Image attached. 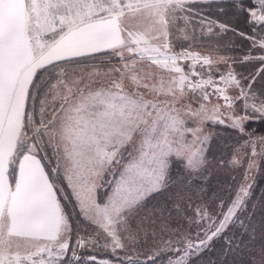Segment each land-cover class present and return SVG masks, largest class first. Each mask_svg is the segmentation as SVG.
Returning a JSON list of instances; mask_svg holds the SVG:
<instances>
[{"label": "snow or ice", "instance_id": "1", "mask_svg": "<svg viewBox=\"0 0 264 264\" xmlns=\"http://www.w3.org/2000/svg\"><path fill=\"white\" fill-rule=\"evenodd\" d=\"M213 4L243 13L251 34L192 7ZM197 29L232 32L248 53L190 51ZM252 61L254 74L233 67ZM145 62L171 74L167 86L145 82ZM185 99L198 106L177 107ZM253 119L264 121V0H0V264H192L217 240L225 255H255L241 217L253 183L208 193L203 132L211 122L247 136L251 170L264 159ZM174 162L184 175L170 182ZM252 264H264V233Z\"/></svg>", "mask_w": 264, "mask_h": 264}, {"label": "trees", "instance_id": "2", "mask_svg": "<svg viewBox=\"0 0 264 264\" xmlns=\"http://www.w3.org/2000/svg\"><path fill=\"white\" fill-rule=\"evenodd\" d=\"M195 8H204L205 15H211L220 21H228L234 27L241 31H246L251 34V29L246 23V18L243 13H238L234 8L228 4L224 5H192ZM218 7L225 9L224 13L217 12ZM210 9V10H209ZM181 27L183 24L181 22ZM188 41H184L187 48L193 52H199L201 55H212V56H232L237 59H242L248 53L250 43L243 40L241 37L229 32L222 37H211L207 33L201 34L199 29L193 34L191 30L188 31ZM193 35L195 38L193 39ZM182 38V37H181ZM184 45V44H183ZM217 45L220 46L219 50ZM179 47V46H177ZM193 47V48H192ZM175 51L177 49H174ZM253 55H259L258 52H254ZM185 63V62H184ZM188 64V61H186ZM185 63V64H186ZM186 64V65H187ZM221 70L224 66L219 65ZM233 67L237 72H244L245 75L249 73H256L261 67L258 61L245 62L244 64H235ZM260 77H257L256 87H259ZM230 94H234V91L230 89ZM246 131L252 133L254 136H264V121L253 119L246 125ZM210 129V135L212 139L210 146L213 150L208 147V164L207 171L204 175L208 178L207 188L210 194L213 190L220 189L222 194L225 196L234 193L237 186L243 181L245 174L249 176V182L253 183L252 195L248 200L247 210L241 214L244 219L249 232H253L256 235L255 241V255L250 253L247 248L237 249L233 248V251L224 253V243L222 240L214 242L213 247L210 250L203 252L198 258H195L192 264H252L254 259H258V252L260 246V237L264 233V159L259 157L256 158L258 167H254L251 170L248 169V156L244 155L245 152L249 151L246 148H241L240 145L247 139V136H242L238 130L233 129L226 125H213L212 123L208 126ZM239 149V151H237ZM237 156L241 160V166L243 169H237L231 176L226 175L219 176L218 170L222 164H226L228 161L231 163L233 156ZM247 159V166H246ZM172 165L170 171V182L176 181L179 177L184 175L183 165L176 164ZM239 165V166H240ZM237 166V168H239ZM174 188L169 189L173 191ZM100 192H104L105 188H101ZM166 193L154 196L150 201V205H159L165 199ZM71 205H69V208ZM175 221L173 222V226ZM234 234L237 238H241L242 229L238 226H233L230 229L229 235ZM245 243L248 242V234L245 233L242 237ZM100 253H103L102 251ZM104 254V253H103ZM122 255V253H120Z\"/></svg>", "mask_w": 264, "mask_h": 264}, {"label": "rangeland", "instance_id": "3", "mask_svg": "<svg viewBox=\"0 0 264 264\" xmlns=\"http://www.w3.org/2000/svg\"><path fill=\"white\" fill-rule=\"evenodd\" d=\"M177 35H180L181 37H182V35L183 34H177ZM184 44V45H183ZM179 46V45H178ZM182 46L183 47H185V48H187V45H185V43H184V41H183V43H182ZM193 48V47H192ZM175 49H177L176 51H180V46L179 47H176ZM190 50V49H189ZM186 63V61H181V63L182 64H185ZM191 63V61H188V64H190ZM144 64H149V63H147V62H145ZM187 64V63H186ZM185 64V65H186ZM197 68H199V65H197ZM143 72H144V70H143ZM143 74V73H142ZM170 73H169V78H170ZM169 78H168V80H169ZM141 91H144L143 89H141ZM230 91V90H229ZM229 94H230V92H229ZM161 97H163V96H161ZM161 97H159V99H161V100H163L164 98H161ZM192 103L193 104V107H196V106H198L196 103H195V101L194 100H189V99H185L184 101H182L181 102V104H177V107H181L182 106V104H186V103ZM212 103L214 104V103H216V100H215V98H213L212 99ZM220 103H223V101H220ZM209 107H211V105H209ZM238 110H239V108H238ZM211 124V122H208L207 124H205L204 126H203V132L205 133V134H210V129L208 128V126ZM188 127H195V124H193L190 120H189V122H188ZM188 139H191V136H189L188 137ZM211 139H212V136L210 135V140L209 141H211ZM208 147L210 148V150H213L212 148H211V146H210V142H209V144H208ZM209 150V149H208ZM257 162V161H256ZM175 163V162H174ZM176 164H180V162L179 163H176ZM246 166H247V159H246ZM237 169H240V170H242L243 169V166H239V168H237V166H233V164L232 163H230L229 161L226 163V164H222L221 166H220V168H219V170H218V175L219 176H224V177H226V175H228V176H231L232 174H233V172L235 171V170H237ZM85 255H87L88 253H84ZM100 255H104L103 253H99ZM123 255V254H122ZM106 258H109V257H106ZM143 258V257H142ZM114 259V258H113Z\"/></svg>", "mask_w": 264, "mask_h": 264}, {"label": "crops", "instance_id": "4", "mask_svg": "<svg viewBox=\"0 0 264 264\" xmlns=\"http://www.w3.org/2000/svg\"><path fill=\"white\" fill-rule=\"evenodd\" d=\"M139 67H140V65H138V68ZM143 70H144V73H151L152 74V80L151 81L146 80L145 82L159 83L161 80H163L165 82V86H167V81L169 78L168 72L162 71V70L156 68L155 66H150L149 64H144ZM148 98H151V97H148ZM161 98H164V97H161Z\"/></svg>", "mask_w": 264, "mask_h": 264}]
</instances>
